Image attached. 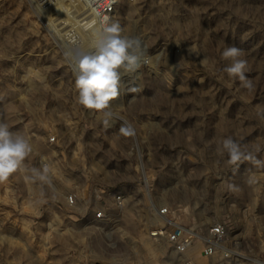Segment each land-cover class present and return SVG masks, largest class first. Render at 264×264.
I'll use <instances>...</instances> for the list:
<instances>
[{
	"label": "rangeland",
	"instance_id": "374dc122",
	"mask_svg": "<svg viewBox=\"0 0 264 264\" xmlns=\"http://www.w3.org/2000/svg\"><path fill=\"white\" fill-rule=\"evenodd\" d=\"M83 19L79 0H0V120L31 138L29 169H52L43 189L16 175L0 184V264H264V167L237 170L218 151L231 137L264 161V0H117L110 22L142 38L148 62L134 83L123 78L139 91L111 102L110 127L78 104L65 56L92 48ZM233 45L250 91L223 71ZM124 121L133 136L120 133ZM90 176L126 193L116 226L65 202ZM165 205L194 235L190 251L150 238ZM218 223L233 254L206 256Z\"/></svg>",
	"mask_w": 264,
	"mask_h": 264
},
{
	"label": "clouds",
	"instance_id": "9594fccd",
	"mask_svg": "<svg viewBox=\"0 0 264 264\" xmlns=\"http://www.w3.org/2000/svg\"><path fill=\"white\" fill-rule=\"evenodd\" d=\"M101 25L94 50L76 49L73 52H65V56L71 61L78 104L100 114L103 125L110 127L111 122L119 118L112 110L111 102L122 94V90L139 91L138 87L125 85L123 78L133 77L134 83V80L139 78V70L147 64L148 57L142 38L125 35L118 21L109 22L104 19ZM243 56L244 52L239 47H225L222 58L230 63L223 71L231 78H238L242 86L250 91L254 86L245 75L247 60L243 59ZM262 114L264 109L258 113ZM119 131L124 136L135 134L134 128L127 121L121 124ZM218 151L221 154L226 153L227 163L236 166L237 170L239 165L246 161L257 167H264V161L257 159L231 137L223 140ZM32 152L31 138L22 132L12 131L6 122L0 120V184L7 183L16 175L17 178L39 183L42 189L44 185L51 186L52 169L48 163H44L41 168L27 167L26 160ZM248 183L252 184L254 181L249 178ZM227 187L230 191H238L233 184H228Z\"/></svg>",
	"mask_w": 264,
	"mask_h": 264
},
{
	"label": "built area",
	"instance_id": "2783aa9c",
	"mask_svg": "<svg viewBox=\"0 0 264 264\" xmlns=\"http://www.w3.org/2000/svg\"><path fill=\"white\" fill-rule=\"evenodd\" d=\"M87 8L90 15L89 21L83 19L81 22L89 32L91 50H94L98 39V33L102 27L101 21L111 20V14L115 9L117 0H79ZM79 20V19H78ZM80 21V20H79ZM95 30L97 32H95ZM90 50V51H91ZM50 143L57 141V135L52 134L49 137ZM65 202L74 208L81 206L85 207L89 213L90 222H95L100 225L111 223L116 226L126 213L128 199L126 193L117 187L115 184L105 180H95V177H87L84 184H76L65 196ZM154 211L159 216L156 225L148 230L150 238L153 241L160 242L166 238L173 249L179 253L190 251L194 245V235L177 222L171 220L169 214L171 208L168 205L158 206ZM227 235V228L223 223L215 224L211 228V234L208 240H203L204 247L201 253L210 256L218 250H225L226 255H232L230 250H227L224 238ZM186 264H193L192 261H187Z\"/></svg>",
	"mask_w": 264,
	"mask_h": 264
}]
</instances>
